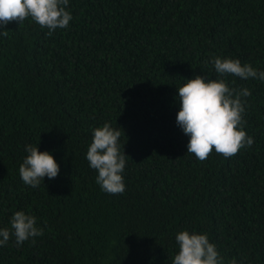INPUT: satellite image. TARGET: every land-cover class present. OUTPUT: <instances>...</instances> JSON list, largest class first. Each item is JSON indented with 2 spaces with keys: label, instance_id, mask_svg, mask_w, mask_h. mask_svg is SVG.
<instances>
[{
  "label": "trees",
  "instance_id": "obj_1",
  "mask_svg": "<svg viewBox=\"0 0 264 264\" xmlns=\"http://www.w3.org/2000/svg\"><path fill=\"white\" fill-rule=\"evenodd\" d=\"M51 36L26 19L0 30V228L16 211L44 234L0 247V264H172L181 231L206 234L224 259L264 264V81L220 77L211 60L264 71V0H69ZM247 88L251 147L203 162L176 123L178 88L196 76ZM121 131L125 191L96 183L93 129ZM60 171L32 188L26 146Z\"/></svg>",
  "mask_w": 264,
  "mask_h": 264
},
{
  "label": "clouds",
  "instance_id": "obj_2",
  "mask_svg": "<svg viewBox=\"0 0 264 264\" xmlns=\"http://www.w3.org/2000/svg\"><path fill=\"white\" fill-rule=\"evenodd\" d=\"M69 0H0V30L7 35L6 26L15 21L22 24L31 19L42 28H47L48 36L56 29H64L73 19L66 10ZM215 72L220 77L232 75L244 80L259 79L264 81V71H258L251 64H241L239 59L219 58L211 60ZM178 88L180 110L176 123L188 136L187 154L194 155L203 162L212 153L225 158L238 153L239 149L251 147L252 137L243 130V113L246 100L251 96L247 88H233L225 79H208L196 76ZM121 131L105 123L93 129L92 142L87 150L86 159L89 167L98 173L96 183L109 194H122L125 191L122 173L128 156L121 151L119 138ZM28 155L19 167L23 183L32 188L40 186L45 177L54 179L60 168L53 155L40 152L38 147L27 145ZM44 234L37 226V218L16 211L10 220L9 228H0V247L5 246L14 236L16 246ZM178 252L172 264H224V259L215 244L210 243L206 234L179 232L176 237ZM229 264H237L233 258Z\"/></svg>",
  "mask_w": 264,
  "mask_h": 264
}]
</instances>
